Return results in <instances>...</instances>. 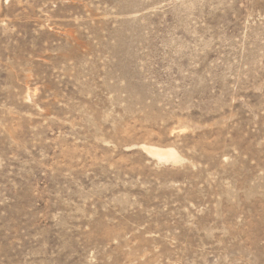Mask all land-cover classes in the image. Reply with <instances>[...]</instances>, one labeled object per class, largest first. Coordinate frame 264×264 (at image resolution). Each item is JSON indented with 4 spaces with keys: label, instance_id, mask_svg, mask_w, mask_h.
Segmentation results:
<instances>
[{
    "label": "rangeland",
    "instance_id": "rangeland-1",
    "mask_svg": "<svg viewBox=\"0 0 264 264\" xmlns=\"http://www.w3.org/2000/svg\"><path fill=\"white\" fill-rule=\"evenodd\" d=\"M0 264H264V0H0Z\"/></svg>",
    "mask_w": 264,
    "mask_h": 264
},
{
    "label": "bare ground",
    "instance_id": "bare-ground-1",
    "mask_svg": "<svg viewBox=\"0 0 264 264\" xmlns=\"http://www.w3.org/2000/svg\"><path fill=\"white\" fill-rule=\"evenodd\" d=\"M158 154V156H160V157H163V158H168V157H175L176 156V153L174 152V151H162V150H160V151H156Z\"/></svg>",
    "mask_w": 264,
    "mask_h": 264
}]
</instances>
